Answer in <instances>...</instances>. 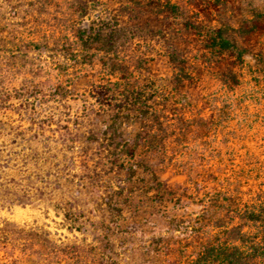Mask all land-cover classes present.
Returning <instances> with one entry per match:
<instances>
[{"label": "rangeland", "instance_id": "1", "mask_svg": "<svg viewBox=\"0 0 264 264\" xmlns=\"http://www.w3.org/2000/svg\"><path fill=\"white\" fill-rule=\"evenodd\" d=\"M161 1L176 4V11L161 12L148 0H0V222L42 228L57 242L78 244L79 261L65 264H186L188 233L180 225L198 212L194 199L180 188L158 199L142 170L115 171L111 158L95 150L111 121L107 104L115 110L124 104L114 83L126 73L111 64L122 60L159 89L173 73L168 53L176 50L199 78L198 87L187 89L193 110L209 114L227 92L209 71L206 41L182 22L223 20L236 28L252 13L264 20V0ZM243 25L231 31L248 50L235 93L255 95L253 54L264 49V34ZM112 26L123 28L117 53L81 46L87 28ZM259 104L258 113L248 108L252 118L243 127L241 110L229 115L224 131L264 142V99ZM121 110L115 126L127 122V137L136 124ZM152 164L163 183L181 182L158 156ZM4 189L21 195L10 193L16 201L4 203ZM26 195L32 199L26 202Z\"/></svg>", "mask_w": 264, "mask_h": 264}, {"label": "trees", "instance_id": "2", "mask_svg": "<svg viewBox=\"0 0 264 264\" xmlns=\"http://www.w3.org/2000/svg\"><path fill=\"white\" fill-rule=\"evenodd\" d=\"M148 5L159 7L161 12L176 11V4L169 1L148 0ZM262 15L252 13L239 21L236 28L223 20L182 22L186 31L206 41L209 71L227 92L222 106H213L209 114L193 110L187 89L198 87L199 78L193 77L186 59L176 50L168 53L173 73L159 89L153 84H144L122 60L111 64V69L118 65L115 69L126 73L120 82L114 83L124 104L116 110L107 104L111 121L100 131L104 140L97 142L95 150L100 157L111 158L115 171L128 170L135 174L142 170L149 177L147 182L154 185L152 189L158 199L164 195L174 197L177 188L182 195L194 199L198 212L194 218L182 220L180 225L188 233V240L182 244L183 251H189L185 254L186 264H264V142L239 140L234 128L224 131V120L240 110L243 112L241 127L250 123L248 108L254 107L258 113L260 100L264 99V82L261 83L264 49L261 47L253 54L252 69V86L260 87V92L252 88L255 95L235 93L243 82L237 68L244 63L248 50L231 32L243 31L246 24L247 30L264 34V20L255 17ZM122 30L121 26L87 28L80 33L81 46L117 53ZM1 78L0 89L3 88ZM121 109L126 110V117H134L136 124L132 135L127 137V122H124L126 127L120 125L121 121L115 126ZM156 156L164 168L182 177L181 182L168 185L159 180L152 164ZM3 193L4 203L16 201L17 198L9 195L11 191L4 189ZM23 197L26 202L32 199L28 195ZM67 215L62 214L64 221ZM185 221L187 224H183ZM69 248L73 250L70 252ZM79 250L78 244L69 247L53 240L42 228L7 219L0 222V264H65L71 259L78 262Z\"/></svg>", "mask_w": 264, "mask_h": 264}]
</instances>
